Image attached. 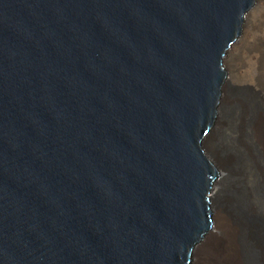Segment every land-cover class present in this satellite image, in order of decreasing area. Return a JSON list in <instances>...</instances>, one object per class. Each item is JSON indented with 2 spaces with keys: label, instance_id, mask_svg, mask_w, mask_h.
<instances>
[{
  "label": "water",
  "instance_id": "95a60500",
  "mask_svg": "<svg viewBox=\"0 0 264 264\" xmlns=\"http://www.w3.org/2000/svg\"><path fill=\"white\" fill-rule=\"evenodd\" d=\"M263 2L0 0V264H194Z\"/></svg>",
  "mask_w": 264,
  "mask_h": 264
},
{
  "label": "bare ground",
  "instance_id": "6f19581e",
  "mask_svg": "<svg viewBox=\"0 0 264 264\" xmlns=\"http://www.w3.org/2000/svg\"><path fill=\"white\" fill-rule=\"evenodd\" d=\"M227 64L231 112L212 148L221 180L216 221L194 264H264V106L252 111L244 100L245 93H264V2Z\"/></svg>",
  "mask_w": 264,
  "mask_h": 264
},
{
  "label": "rangeland",
  "instance_id": "374dc122",
  "mask_svg": "<svg viewBox=\"0 0 264 264\" xmlns=\"http://www.w3.org/2000/svg\"><path fill=\"white\" fill-rule=\"evenodd\" d=\"M245 25H246V22H245ZM227 68H228L229 76H230V80H231V74H230L228 64H227ZM253 93L254 92L245 93V96H244V100L248 101L249 110H251V108H252V111L261 107V106H264V93H262L258 96L256 94H253ZM261 165L264 168L263 161L261 162Z\"/></svg>",
  "mask_w": 264,
  "mask_h": 264
}]
</instances>
